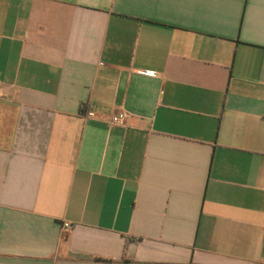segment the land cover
I'll return each mask as SVG.
<instances>
[{"label":"crops","instance_id":"obj_1","mask_svg":"<svg viewBox=\"0 0 264 264\" xmlns=\"http://www.w3.org/2000/svg\"><path fill=\"white\" fill-rule=\"evenodd\" d=\"M0 87V264H264V0H0Z\"/></svg>","mask_w":264,"mask_h":264},{"label":"built area","instance_id":"obj_2","mask_svg":"<svg viewBox=\"0 0 264 264\" xmlns=\"http://www.w3.org/2000/svg\"><path fill=\"white\" fill-rule=\"evenodd\" d=\"M3 93V89L0 87V95ZM129 115L126 113L114 114L110 117V121L114 125H124ZM68 226V225H66Z\"/></svg>","mask_w":264,"mask_h":264}]
</instances>
